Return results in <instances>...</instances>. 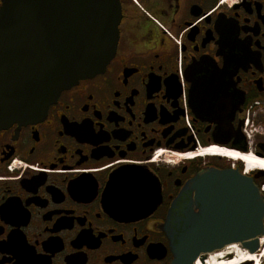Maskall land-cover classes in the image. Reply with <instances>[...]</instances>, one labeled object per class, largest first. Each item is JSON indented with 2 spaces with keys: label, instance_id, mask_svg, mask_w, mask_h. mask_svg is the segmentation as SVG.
I'll list each match as a JSON object with an SVG mask.
<instances>
[{
  "label": "flooded vegetation",
  "instance_id": "flooded-vegetation-1",
  "mask_svg": "<svg viewBox=\"0 0 264 264\" xmlns=\"http://www.w3.org/2000/svg\"><path fill=\"white\" fill-rule=\"evenodd\" d=\"M118 1L106 69L0 131V264H176L203 172L264 198V0Z\"/></svg>",
  "mask_w": 264,
  "mask_h": 264
},
{
  "label": "water",
  "instance_id": "water-1",
  "mask_svg": "<svg viewBox=\"0 0 264 264\" xmlns=\"http://www.w3.org/2000/svg\"><path fill=\"white\" fill-rule=\"evenodd\" d=\"M121 19L118 0H3L0 131L45 115L62 92L102 73L117 52ZM214 183L224 184L222 194L213 193ZM187 191L196 192L201 220L188 214L179 245L172 243L176 264L199 257L206 264L208 255L233 245L259 250L264 198L248 179L210 170ZM214 214L221 219L210 223Z\"/></svg>",
  "mask_w": 264,
  "mask_h": 264
},
{
  "label": "bare ground",
  "instance_id": "bare-ground-1",
  "mask_svg": "<svg viewBox=\"0 0 264 264\" xmlns=\"http://www.w3.org/2000/svg\"><path fill=\"white\" fill-rule=\"evenodd\" d=\"M229 251H231V250H229ZM234 251V250H233ZM229 253V252H228ZM224 252H222V253H219L217 256L218 257H214V255H213V258L211 259V261H210V263L209 264H226L225 262H223V260H222V258L224 257ZM222 256V257H221ZM219 257H221V258H219ZM222 260V261H221ZM240 262V261H239ZM232 264H237V262H234V263H232Z\"/></svg>",
  "mask_w": 264,
  "mask_h": 264
},
{
  "label": "rangeland",
  "instance_id": "rangeland-1",
  "mask_svg": "<svg viewBox=\"0 0 264 264\" xmlns=\"http://www.w3.org/2000/svg\"><path fill=\"white\" fill-rule=\"evenodd\" d=\"M222 261V260H221ZM223 262H224V260H223Z\"/></svg>",
  "mask_w": 264,
  "mask_h": 264
}]
</instances>
